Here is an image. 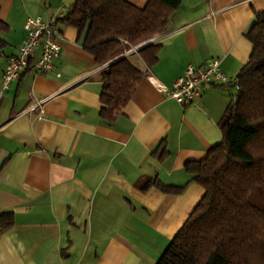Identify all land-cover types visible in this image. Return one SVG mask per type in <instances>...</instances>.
<instances>
[{"label":"crops","instance_id":"0c3cea01","mask_svg":"<svg viewBox=\"0 0 264 264\" xmlns=\"http://www.w3.org/2000/svg\"><path fill=\"white\" fill-rule=\"evenodd\" d=\"M74 2L0 0L9 26L0 81L27 19L60 18ZM262 13L264 0H182L166 31L150 40L161 46L154 66L143 63L139 46L126 54L143 78L109 122L99 117L104 66L85 53L76 29L59 27L62 53L52 73L29 69L3 94L0 85V213L14 216L0 232V264H156L204 195L188 166L222 141L218 124L236 91L203 87L182 107L151 79L171 88L189 65L211 59L238 77L253 49L246 32ZM44 99L41 117L27 115ZM154 178L182 193L138 188Z\"/></svg>","mask_w":264,"mask_h":264},{"label":"trees","instance_id":"16d2710c","mask_svg":"<svg viewBox=\"0 0 264 264\" xmlns=\"http://www.w3.org/2000/svg\"><path fill=\"white\" fill-rule=\"evenodd\" d=\"M181 3L148 0L138 8L126 0H75L58 18L59 27L76 29L85 53L104 66L97 77L102 120L122 112L143 78L126 54L164 33ZM254 20L246 32L253 49L239 72L240 90L218 124L222 141L203 162L188 166L204 195L156 264H264V13ZM8 29L0 20V60ZM160 47L138 50L148 68L158 61ZM138 188L174 195L183 190L155 178ZM13 223L12 212L0 213V232Z\"/></svg>","mask_w":264,"mask_h":264},{"label":"built area","instance_id":"2783aa9c","mask_svg":"<svg viewBox=\"0 0 264 264\" xmlns=\"http://www.w3.org/2000/svg\"><path fill=\"white\" fill-rule=\"evenodd\" d=\"M58 24V18L45 21L41 16L30 17L24 24V39L17 49V53L7 58L0 85L1 94L7 91L11 84L20 79L23 73L33 69L39 75H47L54 71V61L62 53V35ZM155 43V40L150 41ZM38 58L35 59L36 52ZM133 52V50L131 51ZM183 77L178 79L171 88L160 85L152 80L155 89L164 93L169 100L172 99L182 107H188L201 97L203 87L220 86L232 88L236 92L240 90L239 77H229L221 69L219 59H211L200 67L189 65ZM59 77V75H57ZM0 94V95H1ZM47 99L36 101L27 108V115L39 112L43 114L41 107Z\"/></svg>","mask_w":264,"mask_h":264},{"label":"rangeland","instance_id":"374dc122","mask_svg":"<svg viewBox=\"0 0 264 264\" xmlns=\"http://www.w3.org/2000/svg\"><path fill=\"white\" fill-rule=\"evenodd\" d=\"M144 44H151V42L148 41V42H146V43H144ZM144 44H142V45H144ZM140 46H141V45H140ZM140 46H139V47H140ZM134 50H136V49H134ZM134 50H133V51H134ZM236 96H237V92H236ZM234 99H235V97H234Z\"/></svg>","mask_w":264,"mask_h":264},{"label":"water","instance_id":"95a60500","mask_svg":"<svg viewBox=\"0 0 264 264\" xmlns=\"http://www.w3.org/2000/svg\"><path fill=\"white\" fill-rule=\"evenodd\" d=\"M148 44H144L142 47H139V49L138 50H142V48H144L145 46H147ZM137 50V51H138Z\"/></svg>","mask_w":264,"mask_h":264}]
</instances>
